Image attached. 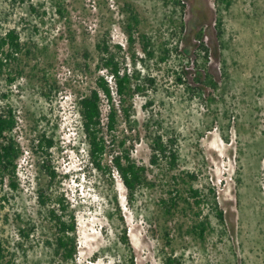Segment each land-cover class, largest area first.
Wrapping results in <instances>:
<instances>
[{
	"label": "rangeland",
	"instance_id": "374dc122",
	"mask_svg": "<svg viewBox=\"0 0 264 264\" xmlns=\"http://www.w3.org/2000/svg\"><path fill=\"white\" fill-rule=\"evenodd\" d=\"M130 10L140 32L133 43ZM10 30L25 45L11 70L23 74L0 79V111H15L12 137L22 154L14 173L0 166V264H63L48 247L55 229L37 198L49 182L44 161L57 174L49 191L76 221L77 256L65 264H164L169 256L182 264H264V0H0V32ZM141 35L150 38L153 58ZM102 39L122 46L120 57L140 81L154 79L134 96L132 129L121 122L116 133L148 169L151 186L133 204L115 171L91 164L77 106L95 88ZM202 69L216 88L196 81L197 72L206 81ZM189 87L202 88V98ZM102 111L106 124L105 100ZM155 134L177 138L175 170L151 165ZM43 135L55 142L48 154L37 147ZM187 172L197 176L192 185L204 203L181 200L176 216L165 217L157 210L175 189L193 202L173 178L188 181Z\"/></svg>",
	"mask_w": 264,
	"mask_h": 264
},
{
	"label": "trees",
	"instance_id": "16d2710c",
	"mask_svg": "<svg viewBox=\"0 0 264 264\" xmlns=\"http://www.w3.org/2000/svg\"><path fill=\"white\" fill-rule=\"evenodd\" d=\"M23 1V0H21ZM180 4V2H179ZM184 8V6H182ZM129 28L126 31L128 40L135 42L134 34L139 30L134 31L139 25L136 19V14L133 10H130ZM61 13V11H59ZM127 14V12H126ZM183 26L180 31H183ZM140 34V32H139ZM143 38V52L148 57L155 56V48L151 47L150 38L146 35H141ZM25 45L22 43L21 37L16 30H10L5 34L0 32V79L6 76L9 83L15 82L22 71H12V64L16 65L20 62L21 56L24 54ZM202 53H207L208 49L205 46V41L200 38V49ZM26 54L31 53V49L25 51ZM97 52V65L95 67L97 71V77L95 79V88L89 93L83 94L77 98L78 111L81 117V125L84 137L87 142L88 156L91 164L96 170L103 171L106 168L109 169V173L115 171L123 185L127 190L128 200L131 204L136 200V197L140 191L147 189L151 186V182L148 178V169L145 166L139 165L131 155L133 146L128 143L127 137H118L116 133L119 130V125L123 122L130 129L133 124L134 104L133 99L135 94H141L149 88L148 86L154 83L152 77H146L143 81L140 78L131 73L124 58L120 57V53L123 52V48L120 45L113 46L111 40L102 39L96 45ZM165 54L168 53V49H164ZM135 57V55H133ZM164 55L161 60H166ZM86 70L90 69L88 64H85ZM88 68V69H87ZM203 70V69H202ZM205 73L206 81L202 82L199 72H197L196 81L205 85L216 88V84L213 81L212 76L203 70ZM15 73V75H14ZM7 74V75H6ZM179 81L182 82V78L179 77ZM150 83V84H148ZM191 95L202 98L203 89L200 87H189ZM115 93V94H114ZM117 95L118 99H115ZM49 96V94H46ZM107 102L109 112L107 115V122L104 124L102 105L103 101ZM126 126V127H127ZM107 129L106 134L104 129ZM17 128V119L15 111L9 109L7 112L0 111V166L3 170L9 171L10 169L14 173L16 161L21 156V151L16 147V143L12 137L13 132ZM55 142L52 137L43 135L37 144L38 148L46 149L45 152L53 148ZM114 146V147H113ZM178 140L176 137H165L162 134H155L151 138L150 148L152 151L151 165L159 166L164 163L171 170H175L179 164V152H178ZM116 148V149H115ZM110 158V166H105V160ZM42 168L45 170V175L49 182L47 187L38 192V203L40 207L44 208L50 221L53 223L55 229L54 239L51 242H47L51 251H54L56 255L60 257L63 264L73 262L77 256V233H76V221L72 214H69V205L66 204L65 199L56 195L51 190V186L57 177L54 168L48 165L47 161L43 162ZM108 172V171H107ZM188 181H186L183 175H176L173 178L178 182L182 181L188 186L187 194L193 199V202L186 197L182 196V189H175V193L172 197L162 200L157 212H161L165 217L176 216L179 210L180 202L183 200L185 204L192 207L200 208L204 203L201 198V193L198 189H195L192 182L196 181L197 176L194 173H185ZM179 185V183H178ZM12 187L16 188V184L12 183ZM189 200V201H188ZM219 220L223 219V214H218ZM123 221L124 219L121 218ZM206 223H203L202 232L206 229ZM198 229L197 227H195ZM168 241L167 245L171 243L169 239V233L166 232ZM203 236V233H201ZM121 242L127 246L130 245L129 237L127 235V229H124L121 236ZM2 253V244L0 242V254ZM164 264H182L179 259L173 256H169L165 259Z\"/></svg>",
	"mask_w": 264,
	"mask_h": 264
}]
</instances>
